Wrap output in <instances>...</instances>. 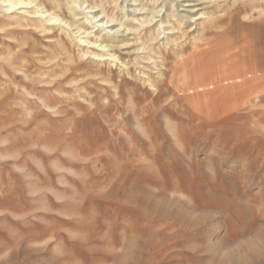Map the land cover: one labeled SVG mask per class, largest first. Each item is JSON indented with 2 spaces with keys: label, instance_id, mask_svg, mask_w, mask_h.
Returning <instances> with one entry per match:
<instances>
[{
  "label": "rangeland",
  "instance_id": "rangeland-1",
  "mask_svg": "<svg viewBox=\"0 0 264 264\" xmlns=\"http://www.w3.org/2000/svg\"><path fill=\"white\" fill-rule=\"evenodd\" d=\"M246 16L216 17L183 47L189 80L244 81L206 98L210 116L166 86L140 113L126 94L101 110L103 91L66 84L40 109L22 87L50 95L37 83L56 50L42 35L13 40V52L36 47L23 69L38 82L0 73V264H264V15Z\"/></svg>",
  "mask_w": 264,
  "mask_h": 264
},
{
  "label": "bare ground",
  "instance_id": "bare-ground-1",
  "mask_svg": "<svg viewBox=\"0 0 264 264\" xmlns=\"http://www.w3.org/2000/svg\"><path fill=\"white\" fill-rule=\"evenodd\" d=\"M37 1L0 0V73L21 72L26 81L37 83L38 77L33 80L23 69L27 65L24 62H27L30 54L36 52V47L25 40L21 45L16 44L18 51L13 52L12 42L22 36L42 35L48 39V48H55L56 52L47 59L45 64L50 65L44 70L52 72L53 75H48L47 78L50 77L46 81L39 78L41 81L37 84L48 86L43 90L45 93L48 91L50 95L42 98L23 87L22 90L24 98L28 100L26 102L52 111L60 102L59 96L64 95L62 92L67 90L63 87L64 84L77 93L81 88L83 91L84 86L87 93L94 89L103 91L105 99L102 101L105 100L108 104H104L101 110L115 103L114 101L119 103L126 94V104L129 105L127 110L133 114L138 111L140 113L139 109L143 107L138 108V104L142 100L146 102L149 99L152 105L155 104L157 96L166 86L171 92L176 90L177 96L191 99L195 110L203 109V115L210 116L213 107H207L206 98L222 89L241 87L244 81L239 78L228 82L230 75H234L231 72H224L220 78L210 79L204 75L206 77L189 80L184 75L185 69L182 66L185 64L181 57L185 51L183 47L189 45L196 50L199 36L208 27L210 29L217 25L214 22L216 17L224 18L218 25H226L241 15L246 18L248 11L256 10L264 15V0H122L121 4L119 0H79L77 6L75 0ZM136 3L138 4L135 5ZM181 8L183 9L180 10ZM57 12L59 14H56ZM68 44L76 47L77 52H71ZM190 47L188 48L191 49ZM62 52L68 54V57L58 61ZM169 54L177 57L176 60L170 61V67L166 65V61L170 60ZM43 64L41 62V65ZM56 69H60L58 75ZM40 71L39 73L43 72ZM137 82H142V86ZM138 91L141 94L137 93ZM31 97L34 100L28 99ZM61 110L64 109H58ZM164 118L166 119V116ZM227 122L229 123L226 121L225 124Z\"/></svg>",
  "mask_w": 264,
  "mask_h": 264
}]
</instances>
